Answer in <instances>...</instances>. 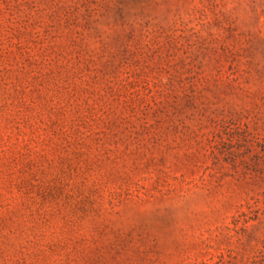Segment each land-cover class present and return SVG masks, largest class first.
<instances>
[{"label": "rangeland", "instance_id": "obj_1", "mask_svg": "<svg viewBox=\"0 0 264 264\" xmlns=\"http://www.w3.org/2000/svg\"><path fill=\"white\" fill-rule=\"evenodd\" d=\"M0 264H264V0H0Z\"/></svg>", "mask_w": 264, "mask_h": 264}]
</instances>
